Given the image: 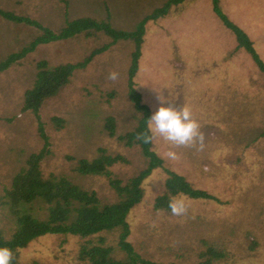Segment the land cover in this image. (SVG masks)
Returning a JSON list of instances; mask_svg holds the SVG:
<instances>
[{
	"label": "rangeland",
	"instance_id": "obj_1",
	"mask_svg": "<svg viewBox=\"0 0 264 264\" xmlns=\"http://www.w3.org/2000/svg\"><path fill=\"white\" fill-rule=\"evenodd\" d=\"M165 0H0V10L27 17L57 33L66 21L89 16L106 19L117 28L128 29L134 21ZM228 17L250 36L264 62V0H220ZM41 32L34 26L14 24L0 16V61L27 46ZM103 32L77 35L36 46L22 60L0 73V199L12 176L32 153L43 147L35 115L22 111L23 94L30 89L36 64L49 68L81 62L109 42ZM234 33L213 10L212 0H185L174 5L167 16L150 20L134 79L142 103L153 112L158 107L151 87L167 86L176 103L189 106L205 133L203 152L175 148L158 138L153 151L163 169L153 172L142 185L144 196L128 216V238L144 259L160 264H202L208 247L226 252L214 264H264V74L250 53L238 48ZM134 49L131 41L119 40L92 57L84 69L74 71L69 83L38 111L48 137L49 154L40 169L44 177L66 176L96 192L102 204H114L117 194L107 178L80 177L73 171L76 160H92L97 149L121 155L127 163L113 166V177L123 185L146 169L140 147H127L118 136L132 131L141 113L129 99L127 72ZM119 72L116 82L107 79ZM114 95L110 97L109 95ZM115 120V137L104 130L107 117ZM62 118L57 127L53 118ZM178 153L173 161L169 150ZM73 159V161L69 160ZM165 170L186 178L197 190L218 199L192 201L186 216L156 212L155 201L165 193ZM44 205L34 206L43 216ZM6 207H0V231L5 237L14 229ZM105 245L116 249L119 232L104 234ZM70 235H45L18 250L19 264H86L78 261L81 244ZM255 243V247L253 246Z\"/></svg>",
	"mask_w": 264,
	"mask_h": 264
},
{
	"label": "trees",
	"instance_id": "obj_2",
	"mask_svg": "<svg viewBox=\"0 0 264 264\" xmlns=\"http://www.w3.org/2000/svg\"><path fill=\"white\" fill-rule=\"evenodd\" d=\"M185 0H165L162 5L156 6L151 12L143 15L128 29L117 28L106 19L97 20L89 16H81L66 21L57 33L39 26L35 21L14 15L12 12L0 10V16L14 24L34 26L41 34L36 36L27 46L18 52L8 54L0 61V73L13 64L22 60L34 51L36 46L58 40H67L77 35L91 36L100 32L106 34L110 40L107 44L94 49L81 62L64 64L49 68L45 61L36 64V73L32 87L23 94L22 111H30L38 122V135L43 141V147L28 156L25 165L11 178L10 184L4 190L0 199V207L8 209L14 220V229L10 236L5 237L0 231V246H8L15 252L24 249L33 240L45 235H70L78 237L82 242L78 250V261L86 264H160L144 260L134 249L128 238L131 234L127 222L131 211L141 204L144 192L143 183L151 177L153 172L163 169V161L153 151L152 144H143L136 139L138 133L145 131L147 120L152 115L149 106L142 103V96L136 90L135 77L139 71V60L142 55V46L146 35V24L150 20L167 16L174 5ZM213 10L223 24L235 35L238 48H244L250 53L257 68L264 74V62L255 51L248 33L223 11L220 0H212ZM119 40L131 41L134 49L131 51V60L127 72V88L129 99L137 112L142 116L137 126L130 132L118 136V140L127 147H140L147 160L146 169L137 177L123 185L120 179L113 177L111 169L116 164L127 163L124 156L111 155L106 150L98 148L97 155L88 160H76L73 171L80 177L102 176L107 178L111 189L117 194L118 201L114 204H102L96 192L87 190L74 183L66 176L50 175L44 177L40 164L49 154L48 137L43 131L38 111L45 100L55 97L68 83L74 71L84 69L92 57L106 51ZM111 93L109 96L112 97ZM57 127L63 126L62 118L54 117ZM104 130L109 137H115V120L107 117L104 121ZM264 131L258 136H263ZM69 160L73 161V159ZM165 193L158 197L154 204L156 212L171 213L168 202L171 198H187L192 201H211L218 203V199L206 191L195 189L183 176L165 170ZM44 205L43 216L36 215L34 210L38 203ZM119 232L117 249L125 254L124 259L114 257L116 249L105 245L104 234ZM255 247V243L253 246ZM226 252L217 250L214 246L201 254L205 258L202 264H214L215 261L226 257Z\"/></svg>",
	"mask_w": 264,
	"mask_h": 264
},
{
	"label": "clouds",
	"instance_id": "obj_3",
	"mask_svg": "<svg viewBox=\"0 0 264 264\" xmlns=\"http://www.w3.org/2000/svg\"><path fill=\"white\" fill-rule=\"evenodd\" d=\"M107 79L118 81L119 72H110ZM165 89H168L167 86L149 89L158 107L148 118L146 130L138 133L136 139L143 144H152L156 139L162 138L172 149L191 148L196 152H203L206 137L200 122L194 118L189 106L178 105ZM165 155L173 161L179 158L178 153L171 149ZM168 208L171 214L177 217L186 216L189 211L186 202L177 198L169 200ZM0 264H19L17 252L8 246H0Z\"/></svg>",
	"mask_w": 264,
	"mask_h": 264
}]
</instances>
